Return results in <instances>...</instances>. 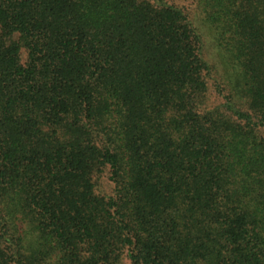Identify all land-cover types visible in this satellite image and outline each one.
<instances>
[{
    "label": "trees",
    "instance_id": "16d2710c",
    "mask_svg": "<svg viewBox=\"0 0 264 264\" xmlns=\"http://www.w3.org/2000/svg\"><path fill=\"white\" fill-rule=\"evenodd\" d=\"M0 264H264V0H0Z\"/></svg>",
    "mask_w": 264,
    "mask_h": 264
}]
</instances>
